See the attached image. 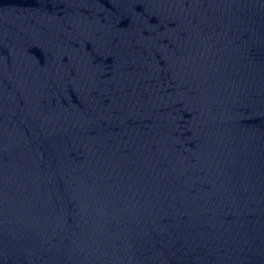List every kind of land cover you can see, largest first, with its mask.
Returning <instances> with one entry per match:
<instances>
[{"label": "water", "instance_id": "95a60500", "mask_svg": "<svg viewBox=\"0 0 264 264\" xmlns=\"http://www.w3.org/2000/svg\"><path fill=\"white\" fill-rule=\"evenodd\" d=\"M0 264H264V0H0Z\"/></svg>", "mask_w": 264, "mask_h": 264}]
</instances>
